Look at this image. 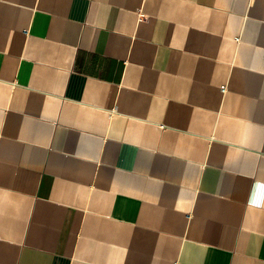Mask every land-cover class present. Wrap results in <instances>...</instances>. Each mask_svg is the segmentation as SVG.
Here are the masks:
<instances>
[{
    "label": "crops",
    "instance_id": "obj_1",
    "mask_svg": "<svg viewBox=\"0 0 264 264\" xmlns=\"http://www.w3.org/2000/svg\"><path fill=\"white\" fill-rule=\"evenodd\" d=\"M0 264H264V0H0Z\"/></svg>",
    "mask_w": 264,
    "mask_h": 264
},
{
    "label": "built area",
    "instance_id": "obj_2",
    "mask_svg": "<svg viewBox=\"0 0 264 264\" xmlns=\"http://www.w3.org/2000/svg\"><path fill=\"white\" fill-rule=\"evenodd\" d=\"M222 91H224V88H221Z\"/></svg>",
    "mask_w": 264,
    "mask_h": 264
}]
</instances>
